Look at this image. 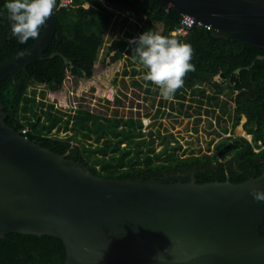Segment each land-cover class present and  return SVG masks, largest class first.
Returning a JSON list of instances; mask_svg holds the SVG:
<instances>
[{
    "label": "water",
    "instance_id": "1",
    "mask_svg": "<svg viewBox=\"0 0 264 264\" xmlns=\"http://www.w3.org/2000/svg\"><path fill=\"white\" fill-rule=\"evenodd\" d=\"M148 1L214 38L264 50V0ZM46 24L31 47L0 62V83L43 60L54 12ZM56 55L72 67L59 52L49 57ZM2 108L0 239L13 232L56 237L64 264H264V201L251 195L264 191V170L239 183H197L194 173L173 183L99 177L7 125Z\"/></svg>",
    "mask_w": 264,
    "mask_h": 264
},
{
    "label": "trees",
    "instance_id": "2",
    "mask_svg": "<svg viewBox=\"0 0 264 264\" xmlns=\"http://www.w3.org/2000/svg\"><path fill=\"white\" fill-rule=\"evenodd\" d=\"M102 1L128 9L132 15L143 18L136 35L130 34V38L125 39L115 38L107 45L106 55L113 53L111 60H120L124 56L129 65H134L131 70H124V73L139 72L136 67H141L140 71L143 73L147 71L138 58H134L135 45L129 43L144 31L156 32L190 44L193 49L191 63L195 65V71L187 73L183 87L178 90L190 89L196 94L202 85L216 93L226 90L227 96L231 97L232 107H228L225 100L222 102L221 111L230 112L233 128L238 125L242 116L245 117L243 130L250 136V141L242 136H233L219 142L218 155H189L180 159H174L173 155H169L160 161L148 159L136 144L135 157H129L131 148L123 149L118 155L113 156L111 161L106 160L105 156L108 152L114 155L119 150L121 142L119 139H104V146L91 148L72 143L73 137L50 136L48 130L60 120V116L52 115L53 105L45 104L44 93L38 91L36 86L45 85L49 89L59 90L67 76L77 78L91 74L112 17L101 5ZM8 2L9 0H0V62L20 55L31 47L35 40L30 39L21 44L10 34L11 22L5 7ZM74 2L88 3V8L80 6L67 11L55 5V35L43 53V60L33 62L27 66L26 72H17L0 83V104L6 114L4 121L7 125L18 131L27 129L24 136L31 141L56 153L66 154V158L75 160L99 177L161 179L166 183H173L178 180L188 182L190 174L194 173L197 183L226 179L232 183H239L249 176H258L262 173L264 59L258 60L256 56L264 55V50L225 38H214L211 30L201 25L192 26L182 37L170 35L169 32L179 25L181 15L148 0H74ZM158 26L161 27L160 30L157 29ZM54 52L65 56L72 63V68L64 64L60 56L49 57ZM252 61L254 64L250 66ZM237 69L238 72H235ZM216 75L220 76L221 82L214 81ZM132 83L139 87L135 81ZM38 93L40 98L35 101ZM40 113L46 116L51 126L39 123ZM77 118L79 122H76V125L86 128V117ZM93 123L96 133L100 132L98 138L104 137L103 123L96 121ZM122 133L126 138L135 134L130 130H123ZM112 134L115 137L119 135L116 131ZM97 166H102V170H97ZM64 260V245L60 239L53 236L13 232L0 239V264H64Z\"/></svg>",
    "mask_w": 264,
    "mask_h": 264
},
{
    "label": "rangeland",
    "instance_id": "3",
    "mask_svg": "<svg viewBox=\"0 0 264 264\" xmlns=\"http://www.w3.org/2000/svg\"><path fill=\"white\" fill-rule=\"evenodd\" d=\"M101 5L112 16L104 34V44L97 53L95 62L97 66L96 68L101 70L99 73L103 74L105 72L103 74L105 80L97 83L95 81L77 82L74 79L65 78L62 88L59 90L49 89L45 85L36 86L38 91H42L44 93L43 99L45 100V104L53 105L54 111L52 115L60 116V120L55 125L51 126L50 121L47 120L46 116L40 113L41 116L39 123L51 126L50 130H48V134L50 136L59 138H65L66 136H69L70 138L73 137V139L71 140L72 143L78 144L80 146L82 145L83 147L91 146V148L104 146L103 140L109 139V136L105 132L104 127L102 129L104 137L98 138V134L100 132L98 131L96 133L93 122L96 121L103 123L102 121L104 120L106 125L109 124L111 127H113V129L111 130V132H113L121 130L120 125L125 124L126 118L133 115L139 116L137 112L126 109L128 102L127 100H125L123 104L114 102V99L116 97H118L117 99L119 100L122 99V95H120L118 91L115 90L118 87L114 86L116 87L114 88L113 86L109 87L105 85L112 78V75L115 72L122 73L124 72V70H131L129 63L127 62L125 57L122 56L120 60L116 62L114 67H105V64L107 62H105V56H107V45H109L113 39H125L130 38V34L131 36L136 35L137 28L142 23L143 18L141 16L132 15L128 9H122L117 6L107 4L103 1L101 2ZM157 29L160 30L161 27L158 26ZM133 80H138V82H140L141 79L135 77ZM133 80L126 79V89L128 90V85L130 86L127 93L133 97H136L138 94L139 98L146 101L148 106L151 105V103H154L156 99L154 100V102H152V100H149L150 95H148V100L147 98L146 100L144 99V97H146L144 96L146 93L143 90L145 89V87L139 89L133 86ZM117 86H119V84H117ZM116 93L118 94V96L116 95ZM227 94L228 93L225 90L222 95H216V93L207 86H205V88H200L199 91H197L195 97H192L187 92L185 99L188 104H182L187 106L186 108H189L190 112L181 115L180 112H178L179 114L177 112V114H174L167 113L166 111H162L161 109H159V115L163 117L166 114V117L163 118L162 122L164 127H159L156 130L162 132H171L174 139L176 137L181 141L182 144H185L184 146L185 148H187V151L193 150L196 154L199 153V155H205V153L218 155L219 150L214 145L224 138L227 139L232 136H242L250 141V136H247L245 131L242 130L243 123L245 121L244 117H241L238 125L233 128V119L230 116V112L227 111L225 113H222L221 111L222 102L225 101V99L227 101V104L229 105L228 107H232V102L230 101L231 97L227 96ZM188 95L190 96V98ZM39 98L40 95L38 93V95H36L35 97V101H38ZM93 99H96L97 101L99 100L100 102L108 100V103H106L104 106L98 103H96V106H92V103H94ZM178 104L179 106H182L181 103ZM158 105H164L166 107L167 102H165L164 104L159 103ZM169 109L173 110L174 108L169 107ZM142 110V113L146 115L148 114L147 107L142 108ZM105 115L106 117H104ZM77 116L86 117V128H81L76 125V122H79ZM171 116L178 117V119ZM211 120L214 121V124H212V126H210ZM226 134H230V137L226 136ZM85 135H87L88 137H86ZM111 137H114L112 133ZM210 139H213V146L209 143ZM162 140H165V136L162 138ZM136 144H138L139 148H141L142 150V154H144L146 151H149V149L155 148L156 150L161 148V145L163 143L159 140H154L151 143L143 141L141 143L136 142L135 145ZM130 145L132 148L135 146L132 143ZM201 149H204L205 152ZM120 152L121 151L118 150L114 155H110V153L108 152L105 156V159H109L112 161L113 156L115 157V155H118ZM130 152H132V149ZM96 169L102 170V166H97Z\"/></svg>",
    "mask_w": 264,
    "mask_h": 264
},
{
    "label": "clouds",
    "instance_id": "4",
    "mask_svg": "<svg viewBox=\"0 0 264 264\" xmlns=\"http://www.w3.org/2000/svg\"><path fill=\"white\" fill-rule=\"evenodd\" d=\"M55 5L56 0H9L5 7L11 22L10 34L21 44L39 39ZM129 43L135 45L134 58L147 70L143 76L145 86L150 82L163 99L173 100L187 73L195 71L191 45L152 31H144ZM251 195L256 201H264V191L253 190Z\"/></svg>",
    "mask_w": 264,
    "mask_h": 264
},
{
    "label": "built area",
    "instance_id": "5",
    "mask_svg": "<svg viewBox=\"0 0 264 264\" xmlns=\"http://www.w3.org/2000/svg\"><path fill=\"white\" fill-rule=\"evenodd\" d=\"M80 6L87 9L88 3L75 4L74 0H56V7L60 8V9H65L67 11L70 9L76 8V7H80ZM194 25H199V24L193 23L192 25L188 26V25L182 23L181 19H180L179 25L176 28H174L172 31H170L169 34L173 35V36L182 37L187 33L188 29ZM132 85H133V83H132ZM133 86H135V85H133ZM135 87H137V86H135ZM129 88H130V86L128 85L127 92L129 91ZM200 88H202V87H200ZM131 90H134V89H131ZM195 95L196 94L191 93L192 97H195ZM127 99H128L127 100L128 102H127L126 109L127 110L130 109V111L133 110V111L137 112V114L139 115V116L133 115V116L126 118V122H125V124H123L126 130H130V131H133L135 133L134 136L130 137V139L132 140L131 143L133 145H135L136 142H140V141L141 142L145 141L147 143H151L154 140H159L163 143L161 145V148L156 149V150H155V148H152L143 154L148 159L160 161V160H164V158L169 156V155H173L174 159L185 158L189 155H199V153L196 154L193 150L187 151L186 150L187 148H185V146H184L185 144H182L181 141L176 137L174 139L172 137L171 132H162V131L156 130L159 127H164L162 122H163V118L166 117V114L163 117L161 115H159V109H161L162 111H166L167 113L177 114L178 112H180L179 110L181 108V106H179V104H178L179 102L174 100V101H170V105H167L166 107L165 106L159 107L157 100L148 106L147 102L142 100L141 98H139L138 94L136 97H133L127 93ZM196 102H198V101H196ZM183 104H188V103L185 102ZM144 107L148 108V114L147 115L142 113L143 112L142 108H144ZM162 107H164V108H162ZM169 107L174 108V109L170 110ZM204 107H208V106H204ZM186 109L187 108L181 109V112L186 110ZM187 111L190 112V109ZM145 113H147V112H145ZM181 115H183V114H181ZM171 117H173V116H171ZM173 118L178 119V117H173ZM212 124H214L213 120H211L210 126H212ZM94 126H95V124H94ZM111 129H113V127H111ZM27 131H28L27 129H22V130H20V133L22 135H25V133ZM105 131H106V128H105ZM164 136H165V140H162V138ZM226 136L230 137V134H226ZM112 138L113 137H111V139ZM115 139H118V138L116 137L112 140H115ZM224 140H227V139L224 138L220 141H224ZM124 141L126 143V141L128 142L129 140L125 139ZM219 142H217L214 146L217 147ZM209 143L212 144V146H213V139H210ZM122 145L124 146V144H122ZM123 146H121V147H123ZM135 148H136V145L133 148L131 147V149H132V152H130V155L132 154L131 156L135 155ZM201 150L204 151V149H201ZM184 152H186V153H184ZM206 152H207V150H206ZM205 155H211V154L205 153Z\"/></svg>",
    "mask_w": 264,
    "mask_h": 264
},
{
    "label": "flooded vegetation",
    "instance_id": "6",
    "mask_svg": "<svg viewBox=\"0 0 264 264\" xmlns=\"http://www.w3.org/2000/svg\"><path fill=\"white\" fill-rule=\"evenodd\" d=\"M113 55V53H110L109 55H107V56H105V62H106V64H105V67H110V66H113L114 67V65L116 64V62L118 61V60H115V61H113V60H111V56ZM96 62V61H95ZM131 68L134 66V65H129ZM97 66H96V64L94 63L93 64V66H92V69H91V74L89 75V76H78L77 78H75V77H69V76H67L66 78H71V79H74V80H76L77 82H80V81H82V79L84 78V81H95V82H97V83H99V82H101V81H103V80H105V77L103 76V74L105 73H103V74H101V73H99L101 70L100 69H97L96 68ZM72 68V67H71ZM138 70H140L141 69V67H136ZM97 74H99V75H97ZM101 74V75H100ZM144 74L145 73H143V72H137V73H135V74H131L130 72L129 73H124V72H122V73H114L113 75H112V78L108 81V83H106L105 85H107V86H109V87H111V86H116V87H118V88H116V87H114V88H116L115 90H117L118 91V93L120 94V95H122V99H117L118 97H116L115 99H114V102H116V103H120V104H123L124 102H125V100H128L127 99V89H126V79H134L135 77H138V78H140L141 80H140V82H138V80L136 81V80H133V81H135L137 84H138V88L139 89H142L143 87H145V89H143L144 90V92H146V94L144 95V96H146V97H144V99L146 100V98H147V100H148V95H151L150 97H149V100H152V102H154V100L156 99L157 101H158V104L159 103H161V104H164L165 102H167V105H170V101H167V100H165V99H163L161 96H160V93H159V89L156 87V86H154V85H152L151 83H148V86L146 87L145 86V81L143 80V76H144ZM71 76V75H70ZM214 81H216V82H221V78H220V76L219 75H216V77H214ZM101 84V83H100ZM117 84H119V86H117ZM205 86L206 85H202V86H199V87H202V88H205ZM61 88H62V86H61ZM60 88V89H61ZM126 89V90H125ZM189 93V95H191V90L190 89H187V90H177L176 91V93H175V95H174V99L173 100H171V101H174V100H176L177 102H179V103H188L187 101H186V99H185V97H186V93ZM224 92V91H223ZM223 92H218V93H216V95H222L223 94ZM227 92V91H226ZM116 95L118 96V94L116 93ZM188 95V96H189ZM234 96V95H233ZM189 98H190V96H189ZM155 100V101H156ZM226 100V99H225ZM93 102L94 103H92V106H96V103H98V104H102L103 106L106 104V103H108V100H104L103 102H100L99 100L97 101L96 99H93ZM172 103V102H171ZM199 103H201V102H199ZM164 106V105H163ZM181 106V105H180ZM201 106V105H200ZM159 107H161V106H159ZM187 106H185V105H183L182 104V106H181V108H180V113L181 114H185V113H189L187 110H189V108H187L186 110H184V111H182L181 112V109H184V108H186ZM162 108H164V107H162ZM220 116H221V114H220ZM89 117H91V116H89ZM104 117H106V115L104 116ZM103 117V118H104ZM242 117H244V116H242ZM92 119H93V115H92ZM241 119V118H240ZM244 119H245V117H244ZM103 123H104V128H106V133H107V135L109 136V139L110 140H112V139H114V138H116L115 136L111 139V126L108 124V125H106L105 124V122H104V120L102 121ZM92 123V122H91ZM120 131L118 130V131H116V132H118V133H121V134H119V135H117V138L119 139V140H121V142L119 143V151H121V150H123V149H129L130 150V144H131V139H130V137H128V138H126V137H123V130L124 131H126V129H125V127H124V125H120ZM115 132V131H114ZM125 139H127V140H129L128 142L126 141V143H125ZM122 144H124V146L122 145ZM121 146H123V147H121ZM129 146V147H128ZM129 157H135V155H133V156H131L130 154H129ZM178 181H181V180H178Z\"/></svg>",
    "mask_w": 264,
    "mask_h": 264
},
{
    "label": "bare ground",
    "instance_id": "7",
    "mask_svg": "<svg viewBox=\"0 0 264 264\" xmlns=\"http://www.w3.org/2000/svg\"><path fill=\"white\" fill-rule=\"evenodd\" d=\"M110 92V91H109ZM240 128V127H239ZM242 128V127H241ZM238 130V129H237ZM243 130V129H242ZM246 135H247V133H246ZM248 136V135H247Z\"/></svg>",
    "mask_w": 264,
    "mask_h": 264
}]
</instances>
